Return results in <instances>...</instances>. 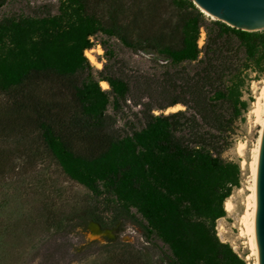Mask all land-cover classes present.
Wrapping results in <instances>:
<instances>
[{
  "label": "trees",
  "instance_id": "16d2710c",
  "mask_svg": "<svg viewBox=\"0 0 264 264\" xmlns=\"http://www.w3.org/2000/svg\"><path fill=\"white\" fill-rule=\"evenodd\" d=\"M6 1L0 0V8ZM108 1L60 0L57 15L2 20L0 92L10 94L41 76L75 80L74 114L35 118L63 172L97 197L112 196L115 222L130 220L147 238H159L170 250L168 264H247L221 241L217 221L226 217L225 201L241 186L240 165L223 154L248 107L243 96L249 72L264 74V30H237L207 19L191 0H171L179 17L176 37L170 38L165 27L148 36L142 31L143 39L134 41L139 23L123 20L132 3ZM156 6L149 3L148 9ZM99 34L164 63L162 79L145 77L137 83L145 125L129 135L115 134L116 119L107 112L112 103L120 109L132 86L107 64L95 70L85 55ZM103 46L111 58L113 51ZM188 64L196 69L191 72ZM144 98L148 101L142 103ZM179 104L185 110L154 114ZM11 121L1 124L21 127L15 118ZM77 142L87 144L86 151L76 149ZM75 220L74 228L81 230L91 222L102 224L93 209Z\"/></svg>",
  "mask_w": 264,
  "mask_h": 264
},
{
  "label": "rangeland",
  "instance_id": "374dc122",
  "mask_svg": "<svg viewBox=\"0 0 264 264\" xmlns=\"http://www.w3.org/2000/svg\"><path fill=\"white\" fill-rule=\"evenodd\" d=\"M108 3H132L123 20L126 23L136 19L139 23L132 35L134 41L143 39L142 31L148 36L165 27L170 38L176 37L173 33L179 17L171 0H109ZM149 3H155L157 9H148ZM59 6L60 0H7L0 8V22L8 18L57 15ZM107 17L104 15L103 19ZM95 43L88 51L101 68L85 52L94 69L102 70L107 64L112 73L132 86V94L127 101H121L120 109L112 103L107 112L116 119V135L132 134L145 125L144 106L137 105L140 98L137 83L145 81V77L162 79L164 63L146 50L127 48L117 38L99 34ZM103 43L113 51L111 58ZM187 67L191 72L196 69L194 64ZM249 74L243 96L248 107L235 122L232 145L223 154L224 159L240 165L241 186L231 196L233 211L217 221V233L247 264H258L249 236L243 232L242 216L252 193L250 164L261 131L253 107L264 86V74L256 70ZM74 81L41 76L10 94L0 92V125L14 118L21 125L14 129L7 125L0 128V264H168L171 253L167 245L156 236L147 238L139 224L130 220L123 219L117 224L112 196L97 197L71 180L45 147L35 118L74 114L77 111L72 96ZM146 101L144 98L142 103ZM180 110L185 107L179 104L165 111L155 110L154 114L167 115ZM74 147L81 151L88 148L82 142L74 143ZM88 209L96 211L101 227L92 223L86 230L75 229L76 217ZM132 211L145 223L136 210Z\"/></svg>",
  "mask_w": 264,
  "mask_h": 264
},
{
  "label": "water",
  "instance_id": "95a60500",
  "mask_svg": "<svg viewBox=\"0 0 264 264\" xmlns=\"http://www.w3.org/2000/svg\"><path fill=\"white\" fill-rule=\"evenodd\" d=\"M207 16L245 32L264 30V0H191ZM259 264H264V129L254 181Z\"/></svg>",
  "mask_w": 264,
  "mask_h": 264
},
{
  "label": "bare ground",
  "instance_id": "6f19581e",
  "mask_svg": "<svg viewBox=\"0 0 264 264\" xmlns=\"http://www.w3.org/2000/svg\"><path fill=\"white\" fill-rule=\"evenodd\" d=\"M101 53L102 51L99 50L98 54H101ZM86 55L94 65H96L98 68H101V64L96 60V58L92 55L90 51H87ZM101 86L105 90L109 88V85L107 82H102ZM253 108H254L253 114L256 117L257 123L261 127V131H260V136H259L256 148L253 152L252 162L250 164L251 177H252L250 190L252 193L248 197L247 210L242 216V225H243V232L247 236H249V242H250L251 249L253 251V255L256 256L257 262L259 264V250H258L257 238H256V200H255L254 181H255L256 172H257L258 163H259L261 140H262L263 129H264V86L260 88V91L256 97V102ZM245 164L246 162L244 161L243 165ZM224 207L228 213L233 211L234 205L231 201V197L225 201Z\"/></svg>",
  "mask_w": 264,
  "mask_h": 264
},
{
  "label": "built area",
  "instance_id": "2783aa9c",
  "mask_svg": "<svg viewBox=\"0 0 264 264\" xmlns=\"http://www.w3.org/2000/svg\"><path fill=\"white\" fill-rule=\"evenodd\" d=\"M205 36H206V35H205L204 30L201 29V37H200V39H199V41H198L199 48H201V49H202L203 46L205 45V39H206Z\"/></svg>",
  "mask_w": 264,
  "mask_h": 264
},
{
  "label": "flooded vegetation",
  "instance_id": "af4514ba",
  "mask_svg": "<svg viewBox=\"0 0 264 264\" xmlns=\"http://www.w3.org/2000/svg\"><path fill=\"white\" fill-rule=\"evenodd\" d=\"M92 223H93V224H97V225H99V226L101 227V224H100V223L91 222L90 224H92ZM90 224H89V225H90ZM117 224H118V223H117ZM89 225H88V226H89ZM88 226H87V227H88Z\"/></svg>",
  "mask_w": 264,
  "mask_h": 264
}]
</instances>
